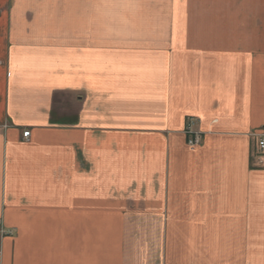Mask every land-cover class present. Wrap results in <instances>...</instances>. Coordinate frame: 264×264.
<instances>
[{"label": "crops", "instance_id": "0c3cea01", "mask_svg": "<svg viewBox=\"0 0 264 264\" xmlns=\"http://www.w3.org/2000/svg\"><path fill=\"white\" fill-rule=\"evenodd\" d=\"M262 1L0 0V264H264Z\"/></svg>", "mask_w": 264, "mask_h": 264}, {"label": "rangeland", "instance_id": "374dc122", "mask_svg": "<svg viewBox=\"0 0 264 264\" xmlns=\"http://www.w3.org/2000/svg\"><path fill=\"white\" fill-rule=\"evenodd\" d=\"M165 6L160 9L151 8L150 12L146 14L150 15H160L163 14L167 21L173 16L181 14L182 20L189 23H184L183 27L185 31L189 32H209V33H220L221 31H237V12H238V2L240 0H164ZM264 1V0H263ZM262 5L264 8V2ZM175 5V8L173 7ZM138 8L130 9L128 14H137ZM105 13V11H104ZM264 14V12H263ZM142 15V14H139ZM223 17L225 18L223 20ZM172 20V19H171ZM225 21V22H223ZM142 22V21H141ZM191 22V23H190ZM147 24L142 23V26L148 30L168 32L176 31L175 27H180L182 25L174 26L173 22L171 24H165L161 21L160 24L146 26ZM67 101L63 102V99L55 96L54 110L55 113L60 111H65V104ZM70 109L72 110L71 106ZM73 111V110H72ZM197 128L198 124H197ZM186 129V128H185ZM200 130V129H199ZM201 131V130H200ZM261 135V134H259ZM13 235V234H12Z\"/></svg>", "mask_w": 264, "mask_h": 264}, {"label": "built area", "instance_id": "2783aa9c", "mask_svg": "<svg viewBox=\"0 0 264 264\" xmlns=\"http://www.w3.org/2000/svg\"><path fill=\"white\" fill-rule=\"evenodd\" d=\"M185 135L188 137V145L192 148L199 146L202 143L204 134L197 128V122L194 119H189L186 124V129L184 131ZM30 132H25L23 134L24 138L29 137ZM258 138V148L264 153V134L255 135ZM13 231L6 230L3 226H0V236L7 237L11 236Z\"/></svg>", "mask_w": 264, "mask_h": 264}]
</instances>
